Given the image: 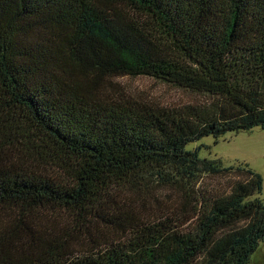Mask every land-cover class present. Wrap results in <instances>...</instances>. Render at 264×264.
<instances>
[{"label": "trees", "instance_id": "1", "mask_svg": "<svg viewBox=\"0 0 264 264\" xmlns=\"http://www.w3.org/2000/svg\"><path fill=\"white\" fill-rule=\"evenodd\" d=\"M257 127L264 0H0V264H249L261 176L186 147Z\"/></svg>", "mask_w": 264, "mask_h": 264}, {"label": "rangeland", "instance_id": "2", "mask_svg": "<svg viewBox=\"0 0 264 264\" xmlns=\"http://www.w3.org/2000/svg\"><path fill=\"white\" fill-rule=\"evenodd\" d=\"M125 88L136 96H149L164 103H183L195 98L187 93L153 78H123L119 79ZM188 151H199L203 160L218 161L223 167L248 165L263 180L261 198L264 199V129L254 128L251 131L228 133L216 140L213 136L205 137L187 145ZM229 178L205 177L201 186L228 191ZM249 264H264V244L253 254Z\"/></svg>", "mask_w": 264, "mask_h": 264}]
</instances>
